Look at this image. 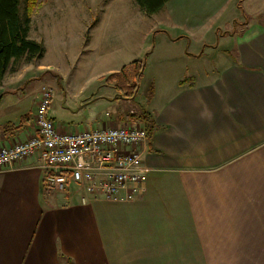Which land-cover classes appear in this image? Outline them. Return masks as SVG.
Wrapping results in <instances>:
<instances>
[{
    "label": "crops",
    "instance_id": "crops-1",
    "mask_svg": "<svg viewBox=\"0 0 264 264\" xmlns=\"http://www.w3.org/2000/svg\"><path fill=\"white\" fill-rule=\"evenodd\" d=\"M217 1L168 0L146 15L165 18L151 29L152 38L155 30L164 32L142 51L151 49L140 83L152 64L142 110L154 129L142 152L147 171L139 191L129 199L121 193L81 203L83 192L73 183L62 192L47 186L37 153L0 170V264H264V0L242 1V28H232L235 55L215 54L217 68L206 49L199 56L189 50L190 33L173 32L202 27L208 15L201 11ZM32 17L28 37L44 45L31 36ZM177 36L184 37L172 39ZM20 60L0 79V148L36 133L34 114L46 84H28L21 72L36 59L24 68ZM197 61L209 65L190 73L201 77L192 84L187 68ZM39 67L42 74L53 70ZM108 74L96 77L107 91L85 94L82 83L72 97L58 74L62 100L48 115L59 131L135 119L125 112L107 117L108 104L130 102L104 81Z\"/></svg>",
    "mask_w": 264,
    "mask_h": 264
},
{
    "label": "rangeland",
    "instance_id": "rangeland-1",
    "mask_svg": "<svg viewBox=\"0 0 264 264\" xmlns=\"http://www.w3.org/2000/svg\"><path fill=\"white\" fill-rule=\"evenodd\" d=\"M38 2L32 13L33 17L31 15V36L39 37L44 42L45 53L42 60L32 62L28 69L22 70L21 76L29 78L30 85L39 87L46 84L52 89L53 99L48 112L62 100L57 84L59 75L63 77L67 97L75 96L82 83L87 87L85 94L95 90L97 93L107 91L96 77L111 73L110 69L117 66L120 61L127 63L142 58L144 56L142 51L151 48V29L161 26L165 18L164 13L146 16L135 0H38ZM23 7L24 0H21V13ZM201 12L208 15L202 27L191 28L186 25L173 29V32L190 33L189 50L193 53L202 51L204 54L206 49L208 58L214 56L213 66L217 68L219 63L215 60V54L225 53L231 58L235 55L232 49L235 48L236 34H233L232 28L240 32L242 25L239 20L242 21L244 18L236 6V0H218L207 12L204 9ZM84 24L87 28L83 35ZM224 31L228 32L226 37L221 33ZM29 63L21 59L20 68L28 66ZM43 63L50 64L53 70L42 74L39 64ZM196 63L195 67L187 68L186 76H190L191 72L199 74L205 65H209L207 61ZM151 72L152 64L148 70L145 69L146 79L140 83L136 96L130 100L131 103L121 101L117 107L114 104L106 106L107 117L113 118L125 112L127 116L135 119L122 125L129 126L140 121L138 119L143 111L142 106H145L144 102L152 90ZM197 76L196 79L190 76L189 83L198 82L197 79L201 77ZM102 115L105 116L104 111Z\"/></svg>",
    "mask_w": 264,
    "mask_h": 264
},
{
    "label": "built area",
    "instance_id": "built-area-1",
    "mask_svg": "<svg viewBox=\"0 0 264 264\" xmlns=\"http://www.w3.org/2000/svg\"><path fill=\"white\" fill-rule=\"evenodd\" d=\"M52 99V89L42 85L34 114L36 133L0 148V170L37 153L46 184L53 191L62 192L73 183L83 192L81 203L89 198L111 201L121 193L131 198L147 171L142 161L147 140L143 123L59 131L48 115Z\"/></svg>",
    "mask_w": 264,
    "mask_h": 264
},
{
    "label": "trees",
    "instance_id": "trees-1",
    "mask_svg": "<svg viewBox=\"0 0 264 264\" xmlns=\"http://www.w3.org/2000/svg\"><path fill=\"white\" fill-rule=\"evenodd\" d=\"M140 9L146 14L151 15L158 12L168 0H135ZM242 1L238 0L236 5L242 10ZM21 0H0V79L10 68L13 60L25 58L40 59L44 54V46L41 42L28 37V25L33 11L38 6V0H24V7L20 11ZM164 30H155L151 47L154 44V35ZM227 34L228 32H221ZM184 36L172 38L178 40ZM149 49L142 58L135 59L124 65L120 70L108 74L103 79L113 87L123 99H133L138 91L140 81L143 76L145 62ZM200 51L197 55H201ZM185 80L179 82L183 85ZM144 120L146 136L149 137L153 131V124L146 111L140 113Z\"/></svg>",
    "mask_w": 264,
    "mask_h": 264
}]
</instances>
